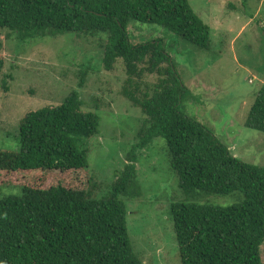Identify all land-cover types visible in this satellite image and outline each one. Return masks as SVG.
Returning <instances> with one entry per match:
<instances>
[{"label": "trees", "instance_id": "16d2710c", "mask_svg": "<svg viewBox=\"0 0 264 264\" xmlns=\"http://www.w3.org/2000/svg\"><path fill=\"white\" fill-rule=\"evenodd\" d=\"M131 20L210 50V28L188 0H0V31L18 44L72 33L100 44L104 71L121 60L127 75L121 96L145 117L128 163L109 190L94 197L85 188L92 178L82 139L99 134L100 120L83 111L80 93L72 90L59 105L25 114L18 125L19 149L0 151V171L39 176L21 196L0 200V264H142L130 243L125 202L141 197L136 151L157 138L164 140L182 194L168 209L180 264H262L264 167L234 157L207 127L179 110L186 89L170 55L158 40L132 45ZM98 35L105 38L94 39ZM84 68L79 89L87 77ZM149 75L156 83L143 91ZM244 126L264 134V86ZM234 193L242 195L237 204H202L207 197Z\"/></svg>", "mask_w": 264, "mask_h": 264}, {"label": "rangeland", "instance_id": "374dc122", "mask_svg": "<svg viewBox=\"0 0 264 264\" xmlns=\"http://www.w3.org/2000/svg\"><path fill=\"white\" fill-rule=\"evenodd\" d=\"M188 1L210 28L208 52L158 26L132 20L127 25L130 43L160 41L186 89L179 110L207 127L234 157L264 167V134L244 126L254 97L264 86V0ZM7 34L0 31V151H18V125L25 114L57 106L77 90L83 111L95 112L100 120L99 134L82 139L92 178L85 188L100 197L128 163V152L138 143L137 132L145 119L137 106L121 96L127 78L121 60L113 71H104L100 44L72 33L20 44ZM101 37L105 38L94 39ZM84 64L98 69L86 70ZM83 68L87 77L79 89ZM143 80V91L156 83L154 75ZM165 148L164 140L157 138L136 151L141 197L125 202L130 243L142 264H180L168 209L182 194ZM38 176V172L0 171V200L21 196L22 188H29ZM241 200L242 195L234 193L207 197L202 204L228 207ZM260 257L264 264V243Z\"/></svg>", "mask_w": 264, "mask_h": 264}]
</instances>
